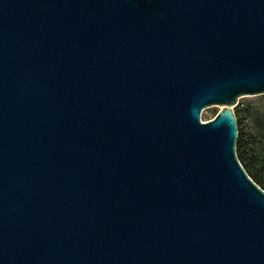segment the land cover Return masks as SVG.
I'll return each mask as SVG.
<instances>
[{
	"label": "water",
	"instance_id": "obj_1",
	"mask_svg": "<svg viewBox=\"0 0 264 264\" xmlns=\"http://www.w3.org/2000/svg\"><path fill=\"white\" fill-rule=\"evenodd\" d=\"M261 95L264 0H0V264H264Z\"/></svg>",
	"mask_w": 264,
	"mask_h": 264
},
{
	"label": "trees",
	"instance_id": "obj_2",
	"mask_svg": "<svg viewBox=\"0 0 264 264\" xmlns=\"http://www.w3.org/2000/svg\"><path fill=\"white\" fill-rule=\"evenodd\" d=\"M234 115L238 132L236 157L247 176L264 192V107H237ZM246 120L252 121L253 128L244 129Z\"/></svg>",
	"mask_w": 264,
	"mask_h": 264
},
{
	"label": "rangeland",
	"instance_id": "obj_3",
	"mask_svg": "<svg viewBox=\"0 0 264 264\" xmlns=\"http://www.w3.org/2000/svg\"><path fill=\"white\" fill-rule=\"evenodd\" d=\"M243 106H250V107L256 108V109L264 107V95L239 98L238 104L234 108V111L237 107H243ZM220 110H221V108H219V107H213V108L203 110L201 113V121L206 122V121L211 120L215 114H218L220 112ZM243 127H244V129L246 127L253 128L252 121H249V120L243 121Z\"/></svg>",
	"mask_w": 264,
	"mask_h": 264
}]
</instances>
